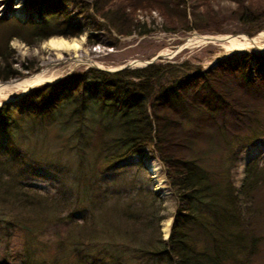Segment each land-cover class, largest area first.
<instances>
[{"label": "trees", "instance_id": "16d2710c", "mask_svg": "<svg viewBox=\"0 0 264 264\" xmlns=\"http://www.w3.org/2000/svg\"><path fill=\"white\" fill-rule=\"evenodd\" d=\"M91 1L42 0V22L0 18V80L20 76L12 40L83 35L71 6L93 8L125 36L151 33L127 8L157 10L167 31L222 33L221 0H194L192 23L180 0ZM232 1L241 23L264 21V0ZM261 138L264 55H234L207 70L167 62L75 71L0 108V241L23 239V256L7 252L14 264H264V167L252 161L244 184L234 182L240 156ZM148 149L178 203L167 240L157 193L146 204L102 181ZM48 177L57 191L30 186Z\"/></svg>", "mask_w": 264, "mask_h": 264}, {"label": "rangeland", "instance_id": "374dc122", "mask_svg": "<svg viewBox=\"0 0 264 264\" xmlns=\"http://www.w3.org/2000/svg\"><path fill=\"white\" fill-rule=\"evenodd\" d=\"M84 1L88 4L92 3L91 0ZM180 1L185 3L183 6L187 8L189 20L190 23H192V16H190V12L194 6V0ZM41 4L42 0H0V18L6 20L17 19L22 23H26L30 20L42 22L43 17L41 16ZM111 7L116 8V6ZM235 7L236 5L232 0H221L219 4L215 6L216 11L221 15V17H224V21L220 23L221 25L218 27L221 28L222 33H212L207 31L205 33H201L197 30H191L189 32L181 28L175 32L170 30L167 31V29H169V25L167 24L164 16L157 10H138L134 14L132 8H127V13L131 16V19H135L134 22L140 25H145L147 30L151 33L140 35L137 31L133 32L129 36H125L111 28L106 20L102 19L94 12L93 8L89 11L81 13L75 6H71L68 11L70 12L72 21L73 23L84 27L83 35L79 38L72 39L52 37L49 40L41 41L39 43L37 42L32 45H28L19 39L12 40L10 42V49L13 52L11 60L14 62V66L20 73V76L11 81L4 82L0 80V83L23 80L36 75L45 69H48L50 74L54 76L53 78H56V80L59 81L78 70L84 71V69L96 68L115 71L131 63L141 62L142 64L143 62L151 61L158 56L161 57H159L155 63H187L191 67L207 70L210 67H214L213 64L215 63H222L224 59L228 57L244 53H238L231 49L229 47V42L226 40L215 42L207 41L193 44L194 42L192 41L193 38L197 36L196 34H200L204 37L215 38L239 37L243 35L255 37L264 32V21L248 25L243 24L233 16L232 11ZM90 35L92 36L91 40H89ZM53 39H64L68 41L76 40L81 49L79 51L70 50L68 52L64 50H52L47 44ZM253 52L254 51L245 53ZM75 54H85V57L83 56V58L92 61L95 65L90 64L89 62L76 63L73 61L74 59L56 62L53 66L49 63L51 60L55 59L56 56H59L60 58H71ZM254 54L264 55V51L254 52ZM141 64H136V66L132 67H143ZM22 94H14L10 100H16ZM54 138L55 134L52 132L51 140H53V144L48 149L50 151H54L57 147L54 143ZM218 153L219 152H216V154ZM219 155L221 154L219 153ZM67 157L68 156H65L64 159H66V161H70V158ZM252 161L259 162V164L264 167V138H261L250 145L240 156L239 167L236 170L234 179L237 188H240L244 184L246 166ZM151 162L157 163L161 168L162 176L166 180V196L163 194V190L159 189V183L154 178L150 170L149 164ZM215 164H218V162L214 161V165ZM102 181H109L111 186H116L122 189V193L131 194L133 198L141 196V198L145 199L146 204L150 203V192L157 193L156 195L162 199L164 204V211L162 214L165 216V219L161 224L162 234L165 240L169 238L178 203L167 182L163 166L160 164L158 159H156L151 150L148 149L141 155L130 158L127 162H125L124 169L115 173H109L107 175V179L104 178ZM30 186H33L42 192L52 193L57 191V182L53 177L32 179ZM126 188L128 190H126ZM259 198L264 206V183L259 190ZM168 222H170L171 228L168 236H166L163 232V226ZM35 231L37 232V229ZM14 232L16 231H13V233ZM18 236L19 234L16 232L14 233V237H12V239L9 238L5 241L2 239L0 241V264H14L11 262L13 256L7 252L13 253L15 251V254H19V250L21 251L20 256H23L24 241ZM42 240L43 242H47L49 240L48 235H45ZM2 249H5L6 252H2ZM45 253L49 256L53 253V250L46 248Z\"/></svg>", "mask_w": 264, "mask_h": 264}, {"label": "bare ground", "instance_id": "6f19581e", "mask_svg": "<svg viewBox=\"0 0 264 264\" xmlns=\"http://www.w3.org/2000/svg\"><path fill=\"white\" fill-rule=\"evenodd\" d=\"M226 40L229 42V47L233 49L234 51L238 53H245V52H261L264 51V32L260 33L259 35L255 37H248V36H239V37H200L195 36L193 38L194 42L193 44L197 43H203V42H215V41H222ZM48 47L52 50H64L66 52L72 50H80L81 47L79 43L76 40L68 41L64 39H57V40H51L48 42ZM85 54H78L74 55L71 58H60L59 56H56L55 59L51 60L49 63L51 66L54 65L56 62H63L64 60H73L76 63H83V62H89L90 64L95 65L90 60H86L83 58ZM85 57V56H84ZM54 76L50 74L48 69L43 70L42 72L33 75L29 78H25L23 80H15L13 82L8 83H0V106L3 101L10 100L13 95H20V94H26L27 92L31 91L33 88L37 86H41L42 84H47L50 82H56V78H53ZM56 80V81H55ZM150 170L154 176V178L159 183V189L163 190V194L166 196V180L162 176V171L159 165L155 162H151L149 164ZM170 222L165 223L163 226V232L166 236H168L170 232Z\"/></svg>", "mask_w": 264, "mask_h": 264}, {"label": "water", "instance_id": "95a60500", "mask_svg": "<svg viewBox=\"0 0 264 264\" xmlns=\"http://www.w3.org/2000/svg\"><path fill=\"white\" fill-rule=\"evenodd\" d=\"M158 58H159V57H157V58L151 60L150 62H145L144 64H145L146 66H147V65H151V64H153ZM214 65H216V64H214ZM126 67H129V66H126ZM126 67H125V68H126ZM24 95H25V94H22V95H21L19 98H17L16 100L6 101V102L2 103L1 106H3V105L6 104V103L19 101V100L21 99V97L24 96Z\"/></svg>", "mask_w": 264, "mask_h": 264}]
</instances>
